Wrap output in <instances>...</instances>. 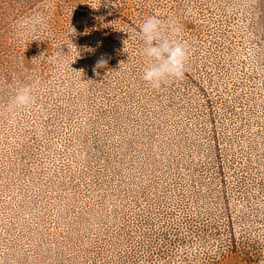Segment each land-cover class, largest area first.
Masks as SVG:
<instances>
[{"label":"rangeland","instance_id":"1","mask_svg":"<svg viewBox=\"0 0 264 264\" xmlns=\"http://www.w3.org/2000/svg\"><path fill=\"white\" fill-rule=\"evenodd\" d=\"M152 15L191 45L159 90ZM0 264H264V0H0Z\"/></svg>","mask_w":264,"mask_h":264},{"label":"clouds","instance_id":"2","mask_svg":"<svg viewBox=\"0 0 264 264\" xmlns=\"http://www.w3.org/2000/svg\"><path fill=\"white\" fill-rule=\"evenodd\" d=\"M138 27L143 45L139 52L145 64L142 81L159 90L182 79L191 58V45L183 39L178 23L152 15ZM106 64L107 60L101 58L95 69L104 68ZM36 99L31 85L18 86L9 108H27L35 104Z\"/></svg>","mask_w":264,"mask_h":264},{"label":"trees","instance_id":"3","mask_svg":"<svg viewBox=\"0 0 264 264\" xmlns=\"http://www.w3.org/2000/svg\"><path fill=\"white\" fill-rule=\"evenodd\" d=\"M229 232H230L229 239H230L231 241H235L234 234H232L231 229L229 230Z\"/></svg>","mask_w":264,"mask_h":264}]
</instances>
